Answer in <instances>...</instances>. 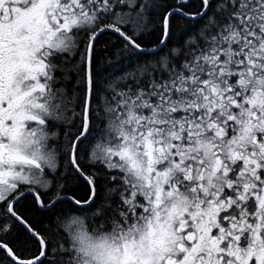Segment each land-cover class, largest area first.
<instances>
[{"label": "snow or ice", "instance_id": "obj_1", "mask_svg": "<svg viewBox=\"0 0 264 264\" xmlns=\"http://www.w3.org/2000/svg\"><path fill=\"white\" fill-rule=\"evenodd\" d=\"M0 264H264V0H0Z\"/></svg>", "mask_w": 264, "mask_h": 264}]
</instances>
